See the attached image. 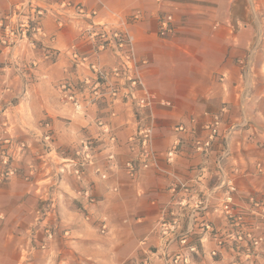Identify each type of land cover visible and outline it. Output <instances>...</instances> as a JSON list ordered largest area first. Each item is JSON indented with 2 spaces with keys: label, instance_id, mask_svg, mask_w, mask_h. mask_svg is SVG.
Masks as SVG:
<instances>
[{
  "label": "crops",
  "instance_id": "1",
  "mask_svg": "<svg viewBox=\"0 0 264 264\" xmlns=\"http://www.w3.org/2000/svg\"><path fill=\"white\" fill-rule=\"evenodd\" d=\"M20 1L0 0V17ZM38 1L44 10L40 25L46 37L38 39L35 50L24 47L18 70L0 71V157L7 156L16 170L0 183V264H142L144 239L154 253L152 264H162L157 227L171 198L170 181L153 170L139 171L134 178L123 170L136 152L130 139L145 113L124 99L113 104L100 101L87 106L82 115L60 101L58 85L67 81L75 97L85 103L90 86L84 82L94 79L87 63L70 61L72 45L82 56L91 53L79 31L85 23L76 19L77 5L89 9L99 1L125 17L138 10L143 13L131 32L136 55L146 62L140 68L143 82L155 97L153 145L160 165L185 180L200 179L195 187L203 190L214 185L215 160L227 145L223 170L237 188L238 210L249 206L248 198L264 196V0H165L160 9L153 0ZM61 3L71 7L62 8ZM158 13L173 16L175 32L168 38L157 35ZM94 61L90 57L89 62ZM98 61L109 69L117 58L105 52ZM215 114L223 120L220 138L207 157L195 154L192 143L205 136L203 126ZM97 119L108 123L117 137L115 161H106L105 141L96 143L95 166L88 168L79 184L65 169L79 141L96 137ZM242 120L245 126L226 136L228 128ZM45 124L50 144L42 139ZM177 125L192 130L176 134ZM175 139L181 146L168 165L164 153ZM257 164L262 165V174L256 172ZM84 187L96 198L91 208L77 197ZM50 196L56 201L49 209V223L57 221L58 231L41 250L44 227L36 219L39 203ZM215 204L216 200L210 203L205 218L223 230L226 222L213 213ZM87 213L89 221L84 219ZM101 217L108 219L105 234L97 223ZM188 225L185 218L183 229ZM193 236L202 238L197 226ZM212 247V242L203 240L195 262L214 264L207 256ZM176 249L173 244L171 251Z\"/></svg>",
  "mask_w": 264,
  "mask_h": 264
},
{
  "label": "built area",
  "instance_id": "2",
  "mask_svg": "<svg viewBox=\"0 0 264 264\" xmlns=\"http://www.w3.org/2000/svg\"><path fill=\"white\" fill-rule=\"evenodd\" d=\"M153 1L158 9L165 3V0ZM60 6L62 8L71 7L70 3H61ZM74 10L76 19L85 23L84 27H79V31L81 36L89 42L91 53L82 56L79 54L76 45H72L68 50L70 61L74 65L87 63L94 79L84 82L85 85L90 86L89 97L85 103L80 102L75 97L72 93V86L67 81L58 85L57 91L60 95V101L64 105H71L74 112L81 115L87 106L95 105L104 100L113 104L119 99L132 102L136 108L145 113L146 118L140 122L136 135L130 139L136 147V152L124 163L123 170L130 178H134L139 171L153 170L166 176L170 181L168 190L171 198L163 210L157 227V233L161 240L159 258L162 264H197L195 258L199 256V249L192 239L195 226L202 234L200 243L205 239L213 243V248L208 251L210 259L219 256L226 240H230L235 244H243L244 249L241 251V257L244 259V264H252L258 258L259 253H264V234L254 236L251 232L243 229L244 214L242 209L238 210L235 202L237 188L233 179L223 170L224 160L229 156L227 145L222 154L215 160L217 174L214 185L203 190L195 187L196 184L201 183L200 179L185 180L160 165V155L155 151L153 145L155 97L147 90L143 82L140 68L146 62L138 59L134 36L131 32V27L143 19V13L138 10L130 17H125L99 1H96L92 8L87 9L84 5H77ZM43 15L44 10L38 0H21L12 5L6 15L0 17V71L7 68L18 70L20 54L24 47L35 50L38 39L46 37V33L40 25V19ZM174 32L173 16L169 13H158L157 35L165 39L173 35ZM105 52L111 53L117 58V63L109 69H105L98 61L99 56ZM90 57H93L95 61L89 62ZM36 64L37 61H34L32 66L34 67ZM111 116L114 114L112 113ZM190 123L191 125L195 124V120L192 119ZM245 123L242 120L241 125L230 126L226 131V136L230 137L235 131L245 126ZM222 125L221 115H213L211 120L203 126L205 136L193 141V152L207 157L211 153L214 142L220 136ZM44 127L47 129V133L42 139L45 143L50 144L49 125L45 124ZM95 127L97 128L96 137L93 139L84 138L79 141L73 158L69 162L70 166L65 169L79 184L84 182L88 168L95 166L94 149L96 143L105 141L108 151L105 156L106 161L111 164L115 161V148L118 143L112 128L101 119L95 121ZM191 130L184 125H177L173 132L183 134ZM180 146L179 139L172 142L164 153L166 164L174 163ZM24 147V144L20 145L21 149ZM0 163L4 166V170L0 172L1 183L4 179L14 176L16 170L10 166L7 156L1 155ZM257 167L261 171L259 164ZM100 178L105 180L106 174H102ZM77 197L85 207L91 208L97 202L89 187L80 189L77 192ZM213 200H216L213 213L234 230L224 232L205 218ZM248 204L245 212H250L257 218L264 220V201L250 197ZM185 218H187L189 225L183 229L182 223ZM84 219L90 220L89 213L84 215ZM97 223L100 233H107V217H101ZM53 235L54 232H52L51 227L45 229V238L40 246L41 250L47 249L48 244L53 241ZM173 244H177L175 251H171ZM140 246L144 255L142 264H152L154 253L146 248V239L140 242Z\"/></svg>",
  "mask_w": 264,
  "mask_h": 264
},
{
  "label": "rangeland",
  "instance_id": "3",
  "mask_svg": "<svg viewBox=\"0 0 264 264\" xmlns=\"http://www.w3.org/2000/svg\"><path fill=\"white\" fill-rule=\"evenodd\" d=\"M218 138H220V136ZM257 166L258 164L255 167L256 172L258 174H262L263 173L262 165H260L261 171L258 170ZM256 199L260 201H264V196L262 195L260 198H256ZM55 201H56V198L52 201V198L50 197L47 200L42 201V203H39L38 211H40V213L38 212V216H37L38 220L36 219V223L41 224V226L44 227L43 228L44 238H45V229L51 227L52 232H54L53 240L55 237V232L58 231V222L54 221L52 225L49 223L50 215H51L49 212V209H52V205L54 204ZM42 207H44V209H42ZM242 213L244 214L243 229L245 231L251 232V234L254 236H259V235L264 234V220L257 218L254 214H251L250 212L246 213L245 209H242ZM47 217H49L48 220L46 219ZM231 230H234V229L233 228L231 229V227H229L228 225H225L223 228L224 232H230ZM200 238L201 237L199 236H193V240L194 242H197L196 244L198 245L199 250H201L200 248L201 243L199 242ZM243 249H244L243 244H235V242L233 241L226 240V243L222 249V251H226V253H224V257H222L221 255L222 251H221L219 256L211 260L213 261L214 264H244V259L241 257V251ZM258 255H259L258 258L254 260L252 264H264V253H259ZM207 256H208V253H207Z\"/></svg>",
  "mask_w": 264,
  "mask_h": 264
}]
</instances>
